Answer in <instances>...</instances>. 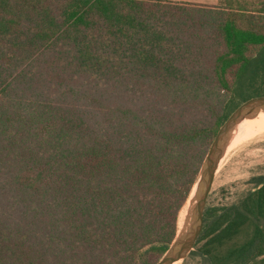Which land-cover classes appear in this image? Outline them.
Returning <instances> with one entry per match:
<instances>
[{
	"label": "trees",
	"instance_id": "16d2710c",
	"mask_svg": "<svg viewBox=\"0 0 264 264\" xmlns=\"http://www.w3.org/2000/svg\"><path fill=\"white\" fill-rule=\"evenodd\" d=\"M264 96V0H0V264H156L209 147ZM186 259L264 264V174Z\"/></svg>",
	"mask_w": 264,
	"mask_h": 264
},
{
	"label": "water",
	"instance_id": "95a60500",
	"mask_svg": "<svg viewBox=\"0 0 264 264\" xmlns=\"http://www.w3.org/2000/svg\"><path fill=\"white\" fill-rule=\"evenodd\" d=\"M262 112H264V96L255 97L241 104L222 124L202 163L193 190L194 194L192 192L188 201L190 208L184 228L178 232L175 240L156 264H174L183 261L194 250L204 228V215L216 173L233 134L245 119L254 118Z\"/></svg>",
	"mask_w": 264,
	"mask_h": 264
},
{
	"label": "rangeland",
	"instance_id": "374dc122",
	"mask_svg": "<svg viewBox=\"0 0 264 264\" xmlns=\"http://www.w3.org/2000/svg\"><path fill=\"white\" fill-rule=\"evenodd\" d=\"M223 158L209 194V205L234 202L251 187L252 177L264 174V112L240 124ZM189 208L187 203L181 211L178 232L184 228ZM178 264H198V261L185 259Z\"/></svg>",
	"mask_w": 264,
	"mask_h": 264
},
{
	"label": "crops",
	"instance_id": "0c3cea01",
	"mask_svg": "<svg viewBox=\"0 0 264 264\" xmlns=\"http://www.w3.org/2000/svg\"><path fill=\"white\" fill-rule=\"evenodd\" d=\"M160 1L190 3V4L204 5V6H219L222 2H225L227 0H160Z\"/></svg>",
	"mask_w": 264,
	"mask_h": 264
},
{
	"label": "bare ground",
	"instance_id": "6f19581e",
	"mask_svg": "<svg viewBox=\"0 0 264 264\" xmlns=\"http://www.w3.org/2000/svg\"><path fill=\"white\" fill-rule=\"evenodd\" d=\"M224 160H225V158L222 159L221 164H222V162H223ZM221 164H220V165H221ZM193 194H194V191H193ZM174 264H178V262H176V263H174Z\"/></svg>",
	"mask_w": 264,
	"mask_h": 264
}]
</instances>
